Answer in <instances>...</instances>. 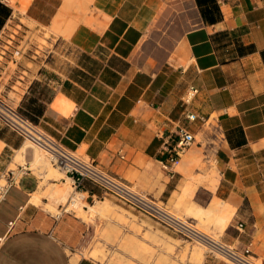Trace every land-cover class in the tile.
Segmentation results:
<instances>
[{
	"label": "crops",
	"instance_id": "obj_1",
	"mask_svg": "<svg viewBox=\"0 0 264 264\" xmlns=\"http://www.w3.org/2000/svg\"><path fill=\"white\" fill-rule=\"evenodd\" d=\"M2 2L11 15L0 40L23 17L60 32L54 49L72 53L71 64L58 66L48 51L35 66L11 72L12 48L0 46V91L9 103L67 147L166 203L181 194L185 203L203 188L192 186V174H199L193 162L212 147L218 175L202 174L201 181L222 206L196 208L217 226L224 214V239L249 247L264 264V0ZM190 86L198 92L185 104ZM189 112L199 118L189 120ZM181 129L201 139L171 175L163 163ZM24 142L0 120V175ZM39 186L33 172L20 174L2 203L0 264H99L71 253L81 239L79 220L30 202ZM83 191L88 199L102 194L91 183ZM203 264L231 263L206 257Z\"/></svg>",
	"mask_w": 264,
	"mask_h": 264
},
{
	"label": "rangeland",
	"instance_id": "obj_2",
	"mask_svg": "<svg viewBox=\"0 0 264 264\" xmlns=\"http://www.w3.org/2000/svg\"><path fill=\"white\" fill-rule=\"evenodd\" d=\"M10 33L11 36H6V39L0 40V46L6 51L12 48V58H9L11 60L8 64L10 67L8 70L11 72L24 68V64L31 67L35 66L34 62L45 58L48 51H50L49 59L58 62V66L66 63L71 64L72 53L69 48L61 46L58 50L54 49L55 41L53 38H56L60 32L58 33L51 28L37 27L23 17L21 19L16 17L15 24H13ZM1 90L0 97L9 102L4 97L5 89L2 87ZM209 124H215L213 119L210 120ZM200 139V137H197V140ZM32 152V149L28 148L26 160H20L17 163L12 161L9 168L17 169L19 165L28 166V171L33 172L40 178L37 194H42L41 196L49 192L52 183L66 187L69 194L71 193L67 197L66 202L55 200L50 196H48L49 198L47 196L43 198L48 202L47 205L53 203L56 207L55 213L52 212L54 215L69 214L82 223L79 245L77 248L71 250V253L75 254L76 258H86L99 264H196L193 258V249L201 247L205 254L203 263L206 257L229 262L220 256H213L208 253L207 248L203 244L174 233L151 216L124 204L112 195L97 198L94 201L92 199H88L87 201L85 199L79 200L80 206H82L83 210L87 211L88 215L86 218L80 216L79 209L81 207L76 208L77 211L72 204H69V199L75 192L71 180L69 181L65 173L54 165L45 152L42 151V155L45 156L43 157L57 171V176H54L53 179H43L40 174V168H30L29 163L32 158ZM79 153L82 154L81 151ZM193 165L197 168L199 174H192V186L196 188L203 187L199 192H194L192 196L187 197L185 203L180 201L182 194L178 196L177 200H172L169 203L160 200L156 201L160 204H165L179 216L194 221L200 229L208 232V234L230 244L224 239L221 228L214 223V216L212 214L207 216L204 213H199L197 210V208L209 209L215 202L214 199L211 201L210 188L206 183L201 181L202 174L209 173V176L213 177L217 172L218 175L213 148L210 147L206 155L201 153L193 162ZM18 174L20 176L21 173L19 172ZM103 200L108 201V210L104 213L91 212L89 207L91 205H98ZM39 207L47 211L42 204ZM66 208L68 209L67 211H65ZM257 261L261 262V260Z\"/></svg>",
	"mask_w": 264,
	"mask_h": 264
},
{
	"label": "built area",
	"instance_id": "obj_3",
	"mask_svg": "<svg viewBox=\"0 0 264 264\" xmlns=\"http://www.w3.org/2000/svg\"><path fill=\"white\" fill-rule=\"evenodd\" d=\"M197 92L198 89L195 86H190L183 97V102L189 104ZM187 118L194 121L199 116L189 112ZM0 120L21 134L25 140L34 142L36 146L45 152L51 162L71 180L75 192L70 197L69 204H72V201L84 199L87 201L88 196L83 189L87 183H91L102 191L100 196L92 197L93 201L97 198L112 195L124 204L151 216L174 233L203 244L207 248L208 253L213 256H220L232 264H263L252 256L249 247L240 250L208 234L200 229L194 221L179 216L165 204H160L148 193L138 190L122 177L104 170L94 159L67 147L61 141L48 134L38 124L24 116L17 107H14L2 97H0ZM177 135L178 138L174 145L168 148V160L163 163V169L171 175H174L176 172L175 166L197 139L194 133L186 129H181ZM27 171V166L20 165L17 169L9 168L0 175V207L12 187L16 185L18 173L24 174ZM67 210L66 208L65 211ZM239 226L242 227L243 224L240 223Z\"/></svg>",
	"mask_w": 264,
	"mask_h": 264
},
{
	"label": "bare ground",
	"instance_id": "obj_4",
	"mask_svg": "<svg viewBox=\"0 0 264 264\" xmlns=\"http://www.w3.org/2000/svg\"><path fill=\"white\" fill-rule=\"evenodd\" d=\"M28 148H31L32 151H33L32 152L33 153L32 154V158H31V161L29 163L31 169H32V167L40 168L41 169L40 174H41L42 178L45 179V180L53 179L54 176H57L56 175L57 174L56 173L57 172L56 168L54 169L50 165V163L47 161V159L44 158L45 156L42 155L41 149L38 146H36L34 142L29 141V140L25 141L23 146L20 148V150H18L17 155L13 159V162L17 163L20 160H26ZM66 178L70 181V179L68 177H66ZM41 195L42 194H37V192H35L33 194L32 198L30 199V202L32 204H35L36 206L37 205L41 206V204H42L43 206H45V209H47L49 212H54L55 213V208L56 207L53 205V203L47 205V203H43L42 198L45 197V196H47V197L50 196L51 198H53L55 200H59V201L61 200V202L62 201L66 202L67 201V197H69L71 195V193L69 194V191H68V189L66 187L57 185V183H52V185H51V187L49 189V192L45 193L43 196H41ZM54 204H56V203H54ZM72 206H74L75 209L76 208H80V207L82 208V206H80V202L79 201H72ZM221 206H222L221 201L215 200V202H214V204L212 206V210H214V209L219 210L221 208ZM108 207H109L108 201L104 200V201H100V203L98 205H91L89 208H90L91 212H93V213H104L106 210H108ZM81 208L79 209V214H80V216H83V217L86 218L88 216L87 215V211L83 210V208L82 209ZM198 210H199V208H198ZM77 211H75V212H77ZM226 222H227V218L225 217L224 214H221V215H219L217 217V224H220L219 226L223 225ZM146 226H148V225H146ZM149 228H150V226H149ZM193 250L192 251L194 253L193 252L192 253H193L194 262L196 264H202L203 263V259L205 258L204 257L205 254L203 252V249L201 247H198L196 249L194 248Z\"/></svg>",
	"mask_w": 264,
	"mask_h": 264
},
{
	"label": "trees",
	"instance_id": "obj_5",
	"mask_svg": "<svg viewBox=\"0 0 264 264\" xmlns=\"http://www.w3.org/2000/svg\"><path fill=\"white\" fill-rule=\"evenodd\" d=\"M11 15V9L5 5L2 0H0V30L3 28L4 24L6 23L7 19ZM19 110V109H18ZM20 111V110H19ZM24 116H26L28 119L36 123L32 118L27 116L25 113L20 111ZM38 124V123H36Z\"/></svg>",
	"mask_w": 264,
	"mask_h": 264
}]
</instances>
